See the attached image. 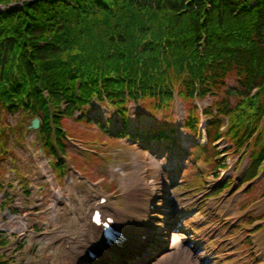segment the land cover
<instances>
[{"label": "trees", "instance_id": "1", "mask_svg": "<svg viewBox=\"0 0 264 264\" xmlns=\"http://www.w3.org/2000/svg\"><path fill=\"white\" fill-rule=\"evenodd\" d=\"M20 1L0 0V112L19 116L18 132L37 116L39 141L59 142L61 119L85 111L92 98L105 96L125 123L129 100L142 97L137 117L154 116L159 106L169 111L174 92L192 127L191 100L220 96L203 111L209 137H218L220 115L232 114L234 136L253 138L245 180L256 173L264 156V0H28L8 7ZM204 152L216 168L213 148Z\"/></svg>", "mask_w": 264, "mask_h": 264}, {"label": "rangeland", "instance_id": "2", "mask_svg": "<svg viewBox=\"0 0 264 264\" xmlns=\"http://www.w3.org/2000/svg\"><path fill=\"white\" fill-rule=\"evenodd\" d=\"M230 80V85L234 84L235 78ZM225 97L224 94L222 98ZM220 98V96H208L202 98V100H193L194 102L192 103L197 106L205 107ZM232 100L233 99L230 98L229 102L234 104L235 102H232ZM177 105L178 106H173L172 113L169 112L168 115L170 117L168 119L170 120L172 117H175L176 120L182 122L184 119V107L181 103ZM96 107L99 110L98 114L101 119H105L108 114H110L108 108L101 105H97ZM129 107L133 112H136L138 109V107H134L133 105ZM161 113H163V111L158 115L160 116ZM92 114L96 116L95 113L92 112ZM17 117L19 116L15 115L12 119L9 116H5L3 120L7 125L10 120L11 125L14 126L15 121L18 120ZM112 118L115 124L119 123V119L115 116ZM75 119L76 118L61 119V126L66 132V135L73 137V139L71 138L72 143L66 141V135L63 132L59 134V142L55 143V140L52 138L50 144H45L44 141L41 143L47 154L51 155V166H53L58 182L62 184L61 188L66 195L65 199L80 198L83 200L84 197H87V201L90 202L89 200L93 201L96 199L95 196H97V194L99 195L101 192L105 194L110 192L108 196L111 198V203L116 206L115 208L124 210L121 205H117L119 197H125V194L128 192L126 190L132 181H134V183L144 182L148 187L147 190H150V188H156L158 190L160 206H163V214L161 215L162 212H160L159 215L161 220L157 222L160 225L161 234L169 232V229L164 226V222L162 223V221H166L167 218L168 220L180 219L183 224H186V227L190 228L191 224L187 222L182 214L177 216V211L179 209L178 204H181L183 210H192L193 212L203 204L204 206L202 207L201 213L198 214V212H196L194 220L198 222L197 226L203 224L204 227H202V229L194 226V228H197L196 232L202 233V236L207 237L209 241L216 237V240L209 242L207 247L208 249L209 247L219 248V257H223L224 254L230 253L231 251L232 253L229 257L238 256L237 252H239L241 248H236L241 245L243 240L241 230L234 233L222 230V227L219 225L220 219L218 217L219 215H230L227 221V223H229L230 220L244 215L241 211L242 207L255 200L257 195L259 196L262 191H264V181H261V183H258L252 188L254 191L251 194L243 195L247 187V185L242 184L241 180L248 163L246 156L240 160L241 153L237 151V149L223 156V158L226 159L224 163L227 169L218 170L214 179L211 175H208L206 179V181H208L206 184L208 185L206 187H199L200 189H204L201 190L203 191V196L200 197L199 201L190 204L191 197L189 196L191 195L187 196L188 198L185 199L184 202L181 199L184 193H181L180 189L177 188L179 182L177 178L182 177V180L184 179V182H186L184 183V187L182 186V190L194 187L198 185L196 184L198 182L195 181L199 179L198 177L195 178V173L198 171H192L189 166L186 168L185 172L178 171V177L174 180L163 168L160 160V156L163 155L162 148H160L158 154H155L154 152H143L138 146H131V144L127 143V141L125 142L123 139H121V141H111L105 136H102V141H98L96 134L99 131L96 129V125H93V123L87 124L80 120L75 121ZM3 120L0 117V122ZM182 128V131H184V127ZM3 130L8 131V128L3 127ZM11 133L9 130L6 140L0 137V140L5 143L4 146L0 145V147H2L3 150L8 147L7 156L4 159L0 157V181L3 187H5V189L7 188L10 192V196L7 199L9 203L3 212H0V232L6 233V236H3V238H11L10 245H14L15 242L17 243L19 240L22 242L21 253H12L15 259L14 264H69L70 261L64 256L66 253L63 252L62 245H60V247L53 246V240L58 237L65 238L69 241L71 247L75 248L77 243L71 242L79 240L83 236L82 232H86L85 229H87V227L81 230L82 224L71 223L72 217H70L65 210L63 217L58 218L55 211V204L52 203L48 191L45 195H41L42 199L39 201V204L35 203L40 199V196L37 194L39 187L46 185L43 176L50 169V167L47 166L48 160L45 159V155L34 146V133L32 131L29 132L30 134L26 133L23 138L15 136L14 129H11ZM192 136L193 133L188 137L191 138ZM73 143H77V145ZM190 144H193V142H190ZM227 145L233 148L234 142L230 139H224L218 143V146L223 149L228 148ZM51 147H54L56 152H52ZM236 151L237 153H235ZM60 158L63 159V163H56ZM238 161L240 163H238ZM70 162H72L73 167L76 168L74 169L75 172L69 168ZM198 164L201 169L205 167L203 161H199ZM236 165L237 167H235ZM208 170L209 168H207L206 173H208ZM123 173L127 174V181H125L126 178L120 179V175ZM66 174L68 176L64 180L63 175ZM77 174L80 178H78ZM228 180H231L230 184L232 185L228 187L227 190H222L215 196L206 198L208 194L216 190L218 185H224ZM200 181L204 183V179ZM44 189L43 192H45ZM151 192L153 191L141 192V194L149 198ZM3 193L4 192L1 190L0 203L2 202ZM31 208H37L39 211H27ZM263 209L264 201H256L248 208L250 211L254 210V212H256L255 214L260 213ZM13 210L25 212L23 214H16V211ZM169 211H172V213L166 215ZM215 211L218 214L217 218H215V216H217ZM198 216L199 219L197 218ZM254 223H262L260 227H257V229L262 227V231L257 233L256 240L264 244V217L258 218ZM30 225H37L41 232L46 230L47 234L43 233L44 235L41 234L42 236L40 235V237L34 235L31 231L27 232V229H30ZM254 225L255 224H252L251 226ZM57 227H60V230H64V233L61 234L60 232H56L57 234H54L53 231ZM26 234L28 235L26 236ZM226 236H229V238H226ZM190 237L191 236L181 238L175 252L164 254V256L157 259L155 258L150 264H206L200 252L197 253L192 246H188L187 243L189 240L193 239ZM247 241L248 244L252 243L250 238H247ZM7 249L8 248H1L0 252H7ZM12 250L15 251L16 247H13ZM52 250H54V252ZM242 251L245 252L242 257H249L250 260L255 259L254 254L251 253V249H244ZM224 259L223 257V259L217 261L216 264H221ZM240 264H244V261Z\"/></svg>", "mask_w": 264, "mask_h": 264}, {"label": "water", "instance_id": "3", "mask_svg": "<svg viewBox=\"0 0 264 264\" xmlns=\"http://www.w3.org/2000/svg\"><path fill=\"white\" fill-rule=\"evenodd\" d=\"M39 122H38V119L36 118L34 121H33V124H32V127L33 128H36L38 126Z\"/></svg>", "mask_w": 264, "mask_h": 264}]
</instances>
